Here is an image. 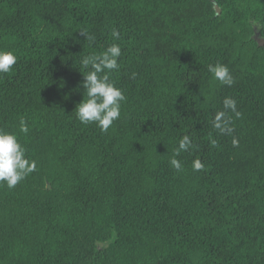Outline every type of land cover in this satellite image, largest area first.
<instances>
[{
	"label": "trees",
	"instance_id": "obj_1",
	"mask_svg": "<svg viewBox=\"0 0 264 264\" xmlns=\"http://www.w3.org/2000/svg\"><path fill=\"white\" fill-rule=\"evenodd\" d=\"M253 21L264 0H0V48L18 55L0 74V128L25 119L19 138L37 161L0 186V264H264V44L253 37L264 25ZM111 43L127 99L101 132L76 117L78 66ZM217 61L239 65L232 86L210 88ZM228 96L241 116L229 110L234 132L222 135L213 119ZM184 135L194 147L177 172Z\"/></svg>",
	"mask_w": 264,
	"mask_h": 264
},
{
	"label": "clouds",
	"instance_id": "obj_2",
	"mask_svg": "<svg viewBox=\"0 0 264 264\" xmlns=\"http://www.w3.org/2000/svg\"><path fill=\"white\" fill-rule=\"evenodd\" d=\"M264 21H253V26L260 29ZM85 40L91 44L95 41V34L81 30ZM113 40L120 39V32L113 28L111 32ZM122 49L119 43H111L101 52H92L79 58L78 69L83 74L82 87L83 99L76 105V117L81 124H95L101 132H107L114 122L121 116L123 102L126 101L124 91L117 86L112 78L114 72L119 71V60ZM18 55L13 49L0 48V74H6L13 70L17 63ZM208 72L219 81L221 85L232 86L235 79L227 64L217 61L208 65ZM229 110L236 118L241 116L237 109L235 98L228 96L223 100V109L216 112L213 119V127L220 134H232L233 119L228 115ZM29 132L28 122L21 118L17 131L0 128V186L14 189L28 175L36 171L37 161L27 155V148L21 143L19 133ZM213 140L212 144L215 145ZM234 147L239 146V140L233 137ZM193 141L189 135H184L178 142L169 164L177 172L183 171V165L177 157L181 152L193 148ZM192 170L200 172L206 169L205 163L196 158L191 164Z\"/></svg>",
	"mask_w": 264,
	"mask_h": 264
},
{
	"label": "rangeland",
	"instance_id": "obj_3",
	"mask_svg": "<svg viewBox=\"0 0 264 264\" xmlns=\"http://www.w3.org/2000/svg\"><path fill=\"white\" fill-rule=\"evenodd\" d=\"M254 38L256 39H262V37L256 32L254 35H253ZM247 52H250L251 53V50H247ZM229 69L230 71L232 72V75L234 77V79H236L239 75V65L238 64H231V66H229ZM220 84L219 81L215 80L213 77H212V80H211V83H210V88L211 89H215L218 85ZM102 246V244L100 245V247Z\"/></svg>",
	"mask_w": 264,
	"mask_h": 264
},
{
	"label": "water",
	"instance_id": "obj_4",
	"mask_svg": "<svg viewBox=\"0 0 264 264\" xmlns=\"http://www.w3.org/2000/svg\"><path fill=\"white\" fill-rule=\"evenodd\" d=\"M215 9L219 14L221 13V8L218 6V4H215ZM258 41L260 44H264V39H259Z\"/></svg>",
	"mask_w": 264,
	"mask_h": 264
}]
</instances>
